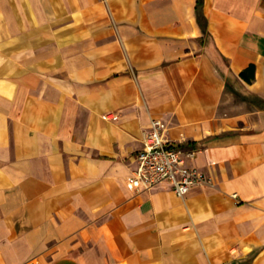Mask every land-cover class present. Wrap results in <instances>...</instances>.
Segmentation results:
<instances>
[{
    "label": "crops",
    "instance_id": "0c3cea01",
    "mask_svg": "<svg viewBox=\"0 0 264 264\" xmlns=\"http://www.w3.org/2000/svg\"><path fill=\"white\" fill-rule=\"evenodd\" d=\"M196 3L0 0V264H264V0ZM152 119L183 197L127 186Z\"/></svg>",
    "mask_w": 264,
    "mask_h": 264
},
{
    "label": "built area",
    "instance_id": "2783aa9c",
    "mask_svg": "<svg viewBox=\"0 0 264 264\" xmlns=\"http://www.w3.org/2000/svg\"><path fill=\"white\" fill-rule=\"evenodd\" d=\"M165 133V124L152 119L126 183L133 190H152L167 185L177 196L183 197L192 188L204 184L207 178L204 172L190 164L196 150L169 140Z\"/></svg>",
    "mask_w": 264,
    "mask_h": 264
},
{
    "label": "trees",
    "instance_id": "16d2710c",
    "mask_svg": "<svg viewBox=\"0 0 264 264\" xmlns=\"http://www.w3.org/2000/svg\"><path fill=\"white\" fill-rule=\"evenodd\" d=\"M202 4H203V0H197V3H196V16H197V20H198V23L200 25V27L205 30L206 29V20H205V17L203 15V12H202Z\"/></svg>",
    "mask_w": 264,
    "mask_h": 264
}]
</instances>
